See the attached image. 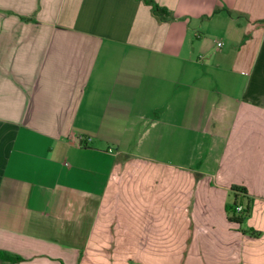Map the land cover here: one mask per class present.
Listing matches in <instances>:
<instances>
[{
  "label": "crops",
  "instance_id": "obj_1",
  "mask_svg": "<svg viewBox=\"0 0 264 264\" xmlns=\"http://www.w3.org/2000/svg\"><path fill=\"white\" fill-rule=\"evenodd\" d=\"M154 1L0 0V264H264V0Z\"/></svg>",
  "mask_w": 264,
  "mask_h": 264
},
{
  "label": "trees",
  "instance_id": "obj_2",
  "mask_svg": "<svg viewBox=\"0 0 264 264\" xmlns=\"http://www.w3.org/2000/svg\"><path fill=\"white\" fill-rule=\"evenodd\" d=\"M144 3L149 5L152 12L158 17L159 20H165L172 16V13L165 7L158 5L154 0H143ZM231 193L234 197L232 203L226 205V212L228 214V220L239 225L243 224L244 221L250 216L251 213V202L252 200L247 195V189L242 186L233 185L231 187ZM241 206L242 211L237 212V207ZM243 233L248 234L252 237H260L261 233L255 230H241ZM14 260H21L20 257L15 256Z\"/></svg>",
  "mask_w": 264,
  "mask_h": 264
},
{
  "label": "rangeland",
  "instance_id": "obj_3",
  "mask_svg": "<svg viewBox=\"0 0 264 264\" xmlns=\"http://www.w3.org/2000/svg\"><path fill=\"white\" fill-rule=\"evenodd\" d=\"M234 200L233 195L231 194L228 200V203H232ZM160 258V259H159ZM159 258H152L148 264H171L169 261H167L165 258L159 257ZM165 259V260H161Z\"/></svg>",
  "mask_w": 264,
  "mask_h": 264
},
{
  "label": "built area",
  "instance_id": "obj_4",
  "mask_svg": "<svg viewBox=\"0 0 264 264\" xmlns=\"http://www.w3.org/2000/svg\"><path fill=\"white\" fill-rule=\"evenodd\" d=\"M221 45H222V43H219V44H218V46H221ZM241 211H242V207H241V206H238V207H237V212H241Z\"/></svg>",
  "mask_w": 264,
  "mask_h": 264
}]
</instances>
